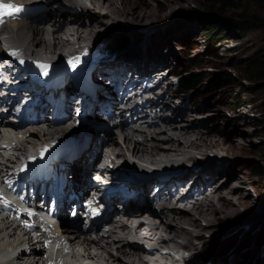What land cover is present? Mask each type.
Here are the masks:
<instances>
[{
    "label": "bare ground",
    "instance_id": "1",
    "mask_svg": "<svg viewBox=\"0 0 264 264\" xmlns=\"http://www.w3.org/2000/svg\"><path fill=\"white\" fill-rule=\"evenodd\" d=\"M38 1L15 0V3L22 5L25 9H38L39 11L32 15H25L11 26L9 20L10 28L17 33L16 36L20 41L17 47L12 48L13 53H17L22 48L28 49L30 52L46 50L45 53L55 51L63 53L75 49V44L79 48L81 44H87L92 40L104 39L98 37L99 31L108 20L141 21L153 18L156 12L151 8L152 0H65L69 5H64V0L61 2L46 0L48 2L46 7L38 4ZM58 3H61L58 5L59 7L55 5ZM157 3L159 4V2ZM7 4L13 5L10 1H6L5 5ZM173 4L171 0L170 2L162 0L161 7L172 9ZM41 7L44 9L42 10ZM32 18H34V22L37 20L35 25L28 23V20ZM38 22H43L42 26H48L47 30L44 29L45 27L40 28L38 24L41 23ZM5 29H7L6 26L0 27V90L6 91L4 96H0L2 110L0 113V137L10 140L8 145H12L11 148L15 150V154L9 156L0 154V172L4 183L10 187L16 185V191L21 192L25 182L22 181V175H19L17 170L23 165V155L31 152V149L39 144L46 143L53 136L57 130L55 124L64 117V113L61 115L63 110H67L69 114L72 107L78 106L77 99L74 97L77 87L70 77L65 76L68 83H61V90L52 94L54 96L52 100L49 99L51 94L42 92L38 87H33L35 96L40 94L45 98L47 101L42 100L41 102L47 106L41 103L36 111L37 118L29 113L26 104L17 113L8 109V114L19 118V123L13 124V117H6L3 114L4 109L9 105L8 100L13 96L10 91L15 90L14 87L18 83L21 87L29 85L25 86L22 72L18 70L16 62L5 54L1 39V32ZM86 47L87 50L91 48L90 45H86ZM121 48L123 49V47ZM106 49L113 51L109 46ZM143 49L145 48L142 46L127 49V53H130L129 58L121 62L120 71L108 73L109 76H114L117 79L115 81L116 89L113 90L114 87L111 86V81L108 78L107 83L110 84L108 101L110 103L106 105L99 103L96 106L108 120L107 123L116 118H121V122H112V127L99 125L90 129L82 143L73 149L69 148L70 155L80 156L79 162L74 166L68 165L64 170L71 177L70 184L72 183L76 189L78 188L82 193L80 195H83L87 193L85 186L89 182L94 183L93 187L96 190H102V185L105 184L104 179L124 182L123 176L119 177L115 173V170L120 166V159L121 161L129 160L130 156L141 157L145 154L161 152L174 159L176 165H170L169 169L173 173L169 180H156V184L148 181L142 188H134V190H130L129 186L120 187V190L112 189L111 192L115 191L116 193L103 197L102 202L112 205L114 213L119 214V221H109L110 229L107 231L100 229L96 232L95 237L85 232L81 226L77 228L75 225L69 224L68 222L72 219L70 213L62 209L60 215L65 224L63 223L61 228L66 233L73 231L70 235L65 234L72 246L73 260L74 258L80 261L89 260L94 264H187L191 257L196 255L199 259L198 262H201V257L204 262L210 255L214 256L216 250L214 252L210 249L204 250L197 246L196 240L204 239L224 220L230 221L234 218L233 216L241 215L243 208H248L251 204L248 193L244 190L245 185L251 183L250 179L247 176L239 175L236 173L237 171H233V173L229 171L231 166L229 162L208 157L209 153L227 154L230 147L235 148L238 145L237 139H231V142L224 147L214 138L208 139L201 130L197 129L199 121L188 119L187 122L178 126L170 123L172 120L167 117L163 118L157 115L154 117L155 114L152 117L151 114H148L149 108L153 112L156 107L154 104H159L162 109L170 108L175 112L181 110L179 106L174 105L172 95L166 91L168 88H164L165 98L157 95V99L154 97L153 99L149 96L150 93L156 92L155 88L149 86V83H154L157 88L162 87V84L166 83L169 78V73L156 70H152L149 75L141 73L140 81L131 82L124 88L125 75L123 71L128 68L134 70L143 68V66L135 65V59L138 56L136 54L140 51L144 53ZM145 55L144 53L143 56L145 57ZM141 63L145 66L152 65L145 64L143 61ZM101 69L100 66H97L93 75L106 77L104 73L101 74ZM172 81L173 79L169 82ZM137 88L141 90L137 91ZM106 89L91 86V91L98 98L102 97L107 91ZM70 91L73 92L70 93ZM131 93L132 95H130ZM25 95L20 92L13 99V109L16 110L18 106H21L24 98L22 96ZM139 98H144L145 101L141 103ZM48 102H52L53 110L50 116L44 117L46 114L43 111L50 110ZM120 103L132 107L123 109L122 106L120 107ZM112 108L119 110L122 117H117L116 113L118 112ZM95 112L100 115L97 111ZM2 126L13 127L17 140L14 141V135L11 133L3 134ZM116 129L121 132L124 146L116 138ZM99 132L104 135L100 137ZM2 148L6 150L0 145V150ZM196 152L202 155L203 164L196 163L198 158ZM68 157H65L64 160ZM94 160H97L95 165L92 164ZM109 163L110 166L107 165ZM62 165L66 166L67 164L62 161L59 167L52 168L51 172L59 171ZM191 180L192 186L186 192ZM155 203H160L159 207L155 206ZM233 213L238 214L232 216ZM3 220L5 222L0 220V241L3 245L1 250L5 255L11 254L3 264H47L45 248H40L39 244H35L31 252H28L25 246L30 243L31 239L28 237V242L24 240L16 242L13 232L15 227L11 228V224H9L11 221L8 217L5 216ZM216 240L215 247L219 244ZM189 264H195L194 260Z\"/></svg>",
    "mask_w": 264,
    "mask_h": 264
},
{
    "label": "rangeland",
    "instance_id": "2",
    "mask_svg": "<svg viewBox=\"0 0 264 264\" xmlns=\"http://www.w3.org/2000/svg\"><path fill=\"white\" fill-rule=\"evenodd\" d=\"M56 1L61 2V0ZM167 1L170 2V0ZM171 1L172 4L177 2L173 4L172 9L161 7L162 0H152L151 8L156 12L151 19L141 21L108 20L101 26L98 37L106 38L104 42L113 51L108 50V56L104 57V61L98 65L102 68L100 70L101 74L104 73L106 77L93 75L101 56L98 55L99 60H96L97 63L95 61L96 64L92 62L96 66L92 70L93 78L105 84V87L101 85L98 88H107V91L105 90L106 92L103 94V99L102 97L99 98L95 106H98L99 103L102 105L110 103L108 101V90L110 89V84L107 83L108 78L111 81V86L114 87L113 90L116 89L115 81L117 79L114 76H109L108 73L120 71L121 62L129 58L130 53H127V49H134L137 46L144 47L145 57L143 51H140L136 54L138 56L135 59V65L143 66V68L141 70L128 68L123 71L125 75L124 88L129 86L131 82L137 83L140 81L142 79L140 77L141 73L149 75L152 70L169 73V78L166 83L162 84V87L157 88L154 83H149V86L155 88L154 91H156L150 93L149 96L155 99H157V95L165 98L164 88H168L166 91L172 95L174 105L179 106L181 110L175 112L170 108L162 109L159 104H154L156 107L153 112L149 108L148 114H151L152 117L154 114V117L156 115L163 118L167 117L172 120L170 123L178 126L183 122H187L188 119L199 121L197 129L201 130L208 139L214 138L224 147L231 142V139H237L238 145L235 148L230 147L227 154L222 152L220 154L209 153L208 157L229 162L231 165L229 171L232 173L237 171L236 173L247 176L251 181V183L245 185L244 189L248 193L251 202L250 207L243 208V212L239 216H233L238 214L233 213L234 218L232 220H224L204 239L196 240L198 247L204 250L210 249L213 252L216 250L214 256L210 255L204 262L201 257V262H198V257L194 255L187 264L193 260L195 264H264V124L262 122L264 92L258 88L256 83L246 79L241 71L242 61L261 47L262 33L253 27L247 30L233 27L234 24L239 23L234 20L236 17H234L233 12L264 15L263 8L255 2L244 0L237 10L221 13L209 7L205 0ZM37 3L45 7L48 5L46 0H39ZM65 4L69 5L64 0ZM50 6L52 5L50 4ZM41 9L43 10L44 7H41ZM82 9L85 10L84 7ZM85 22L87 23V21ZM28 23L35 25L36 22L28 20ZM38 25L40 28L46 27L44 28L46 30L48 28L46 25L42 26L43 24ZM209 25H217L220 27V33L230 34L234 37L214 44L213 41L216 35H209L206 28ZM10 40L20 44L19 37L16 35H11ZM77 46L75 44L76 48ZM34 50H37V48H34ZM45 51L34 53H45ZM194 57L201 63L194 71L202 74V80L197 83L196 90L207 88L218 74L230 75L232 80L208 93H203L198 98L197 96L194 97L195 91L182 92L176 89L173 84L169 83L173 79L172 74L182 71L189 64V59ZM140 60L145 64L152 65L145 66ZM136 90L141 89L137 88ZM23 91L21 93H27V91ZM10 92L13 95L19 93L18 90H11ZM72 92L70 91V93ZM5 94V90H0L1 97ZM104 101L105 103H103ZM144 101V98H142L141 103ZM124 105L120 103V107L122 106L123 109L132 107ZM48 108L50 109L51 106H48ZM1 111L0 108V113ZM96 111L100 113L97 118H101L103 113L98 109ZM114 111L118 112L116 113L117 117H122L119 110L114 109ZM43 112L46 114L44 117L50 116L49 111ZM103 120L102 123L106 126L109 122L107 123L108 120L104 118ZM118 130L116 129V138H118V141H122V135ZM98 135L101 137L104 134L99 132ZM15 140L17 139L15 138ZM196 156L198 157L196 163L203 164L202 155L197 153ZM96 162L97 160H94L92 164L95 165ZM189 164H192V162H189ZM190 186H192V180L188 183L186 192H188ZM159 204L155 203V206L159 207ZM230 237L233 238L230 239ZM216 239L219 244L215 247ZM77 250L80 251L78 248ZM75 255L77 256V253Z\"/></svg>",
    "mask_w": 264,
    "mask_h": 264
},
{
    "label": "trees",
    "instance_id": "3",
    "mask_svg": "<svg viewBox=\"0 0 264 264\" xmlns=\"http://www.w3.org/2000/svg\"><path fill=\"white\" fill-rule=\"evenodd\" d=\"M206 4L216 9L221 13H227L237 10L244 0H205ZM259 4L264 11V0H248ZM237 22L233 25L234 28L240 30H247L250 28H256L262 33L261 47L253 54L248 56L242 61L241 71L244 73V77L249 81H252L258 85V88L264 92V15L250 14V13H236L233 12ZM251 26V27H250ZM209 35H216L213 43H219L224 39L233 38L230 34L220 33V27L217 25H209L206 27ZM219 32V33H218ZM200 61L197 58L189 59V64L179 73L180 82L178 89L182 92L195 91L194 97H200L203 93H208L215 88L223 86L232 80L230 75L218 74V76L211 82V84L204 89H197V83L202 80V74L196 73L194 70L200 66ZM262 122L264 124V114Z\"/></svg>",
    "mask_w": 264,
    "mask_h": 264
},
{
    "label": "snow or ice",
    "instance_id": "4",
    "mask_svg": "<svg viewBox=\"0 0 264 264\" xmlns=\"http://www.w3.org/2000/svg\"><path fill=\"white\" fill-rule=\"evenodd\" d=\"M21 11V8L18 6H13L11 4H0V23H3V16L8 15V16H12L15 13H18ZM17 53H12V55H16ZM71 63H73V66H75V61H70ZM20 63H23V61H20ZM40 67H42L44 69V75H47V65H40ZM48 150V147L46 146L42 152H41V156L44 155V152H46Z\"/></svg>",
    "mask_w": 264,
    "mask_h": 264
}]
</instances>
